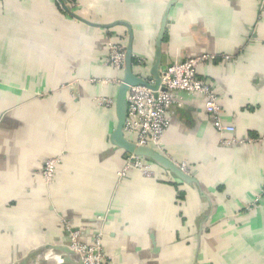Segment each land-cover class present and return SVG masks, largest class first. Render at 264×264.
I'll use <instances>...</instances> for the list:
<instances>
[{"label": "crops", "instance_id": "0c3cea01", "mask_svg": "<svg viewBox=\"0 0 264 264\" xmlns=\"http://www.w3.org/2000/svg\"><path fill=\"white\" fill-rule=\"evenodd\" d=\"M76 2L74 15L111 27L87 25L57 0H0V264L67 242L62 219L83 242L100 229L114 264H264V144L252 141L264 135V0H176L169 9L159 69L218 55L198 74L235 129V142L221 143L204 99L178 94L162 151L187 163L197 185L153 163V176L130 169L118 181L114 106L96 103L118 90L119 73L104 63L111 35L131 30L132 73L152 77L171 0ZM57 155L47 186L39 171Z\"/></svg>", "mask_w": 264, "mask_h": 264}, {"label": "built area", "instance_id": "2783aa9c", "mask_svg": "<svg viewBox=\"0 0 264 264\" xmlns=\"http://www.w3.org/2000/svg\"><path fill=\"white\" fill-rule=\"evenodd\" d=\"M69 11L77 10L76 0H60ZM126 48V36L111 35L105 45L104 63L113 67L119 78L115 83L121 82ZM218 55H200L163 66L159 69L160 85L156 90L146 86L136 85L129 88L127 93V112L123 127L124 135L137 145L150 147L162 152L161 140L171 125L172 106L181 107L182 101L178 94L199 95L204 99V109L210 118L214 129L218 132L221 143L231 144L235 142L233 137L234 127L224 125L221 121V108L219 97L212 85L199 77L198 67L206 62L216 61ZM228 58V57H224ZM152 84V78H145ZM91 82H114L108 79H92ZM96 103L100 107L111 108L114 106L113 98L99 97ZM251 141V140H250ZM255 143L264 144V135L252 140ZM61 157L55 156L44 161L39 173L44 183L49 186L55 179ZM181 169L188 172V164L177 162ZM130 169L137 170L142 175L149 177L153 172L152 165L141 158L124 155V168L118 173V180L125 176ZM261 192L264 194V185ZM63 232L67 234L71 249L80 257L83 264H114L112 257L103 252L101 230H96L91 235L89 242H83L81 230L73 227L65 219H62ZM60 258L49 250V253L38 254L37 260H51ZM61 260V259H60ZM62 261V260H61Z\"/></svg>", "mask_w": 264, "mask_h": 264}, {"label": "water", "instance_id": "95a60500", "mask_svg": "<svg viewBox=\"0 0 264 264\" xmlns=\"http://www.w3.org/2000/svg\"><path fill=\"white\" fill-rule=\"evenodd\" d=\"M57 1L60 4L61 1L60 0ZM175 2L176 0H171V3L168 5L167 10L163 17L162 28L158 36V41H157L158 43L155 52L156 62L154 63V65L151 67L150 70L152 75L151 77L152 84L147 83V81L143 79V77L136 76L135 74L132 73L131 66H132L133 57L131 51V44L133 37L130 29L129 32L127 33L124 67H123L121 82L118 85V90L116 96L114 97L115 125L109 137V140L110 143L113 144L116 148L122 150L123 156L131 155L137 158H141L147 162L153 163L163 168L164 170L168 171L174 177L180 179L184 183L197 185V179L193 177L190 173L181 169L176 161H173L166 154L155 151L150 147L137 145L136 143L126 138L123 131V127L126 119V112H127V93L129 88L136 85H142L148 87L151 90H156L160 85V78H159V59H160L159 56H160V43H161L160 41L163 38L164 31L169 28V25L171 23V21L168 19V13L170 7ZM60 6L69 15H71L75 19L83 21L87 25L101 29L102 28L108 29L109 27H111V24L92 23L85 19L79 18L78 16L74 15L71 11H69V9L66 8L63 4H61ZM120 23L121 22H115L114 24H120ZM57 156L61 157V155H57ZM79 229L81 230L80 240L82 241L83 230L81 228ZM64 236L67 237V234L65 232H64ZM49 250L52 251L55 255L61 256L60 259L62 260V263L60 264H83L80 257L71 249L68 240L67 242H64L62 244L43 245L28 257H25L24 259L17 261L13 264H27L29 260L36 259L38 254H44ZM42 261L49 262V260H45V259ZM50 261L54 263L52 259Z\"/></svg>", "mask_w": 264, "mask_h": 264}, {"label": "bare ground", "instance_id": "6f19581e", "mask_svg": "<svg viewBox=\"0 0 264 264\" xmlns=\"http://www.w3.org/2000/svg\"><path fill=\"white\" fill-rule=\"evenodd\" d=\"M47 252H49V251H47ZM54 263H56V264H60V263H62V261L60 260V262L59 263H57V262H54ZM27 264H35V259H31V260H29L28 262H27Z\"/></svg>", "mask_w": 264, "mask_h": 264}, {"label": "rangeland", "instance_id": "374dc122", "mask_svg": "<svg viewBox=\"0 0 264 264\" xmlns=\"http://www.w3.org/2000/svg\"><path fill=\"white\" fill-rule=\"evenodd\" d=\"M151 176H153V172L149 175V177H151ZM117 177H119V175L117 176ZM119 181V180H118ZM100 230V229H99ZM36 261H38L37 259H35ZM40 261H42V260H40ZM46 262V261H45ZM49 262H52V261H49Z\"/></svg>", "mask_w": 264, "mask_h": 264}]
</instances>
